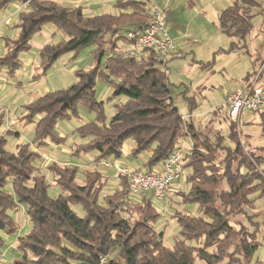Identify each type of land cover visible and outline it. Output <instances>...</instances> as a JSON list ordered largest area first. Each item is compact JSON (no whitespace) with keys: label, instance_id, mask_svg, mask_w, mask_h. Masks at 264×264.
<instances>
[{"label":"trees","instance_id":"trees-1","mask_svg":"<svg viewBox=\"0 0 264 264\" xmlns=\"http://www.w3.org/2000/svg\"><path fill=\"white\" fill-rule=\"evenodd\" d=\"M11 3L25 7L19 10L17 35L6 40L7 51L0 56V68L17 70L22 63L20 55L31 49V40L48 23L54 24L67 39L40 49L39 68L44 72L65 53L92 44L97 47L96 66L77 71L76 83L47 92L26 105L23 119L33 122L38 117L37 140H57L54 131L58 120L77 116L79 104L96 112L98 118L97 122L79 126L78 134L89 141L76 147V151L93 149L99 159L121 156L123 144L132 138L133 155L151 153L146 162V172H150L190 137V161L185 169H191L188 182L192 186L187 193H179L184 201L197 202L203 214L176 216L180 237L170 248L164 245L162 233L154 228L159 212L151 196L145 192L140 196L132 194L125 175H120L118 189L103 195L106 180L97 169L87 170L81 178L76 166L48 162L54 182L62 187L58 197H51L43 173L45 160L40 161V153L28 144L18 143L15 151L8 149L1 132L5 113L0 111V247L6 241L4 233L18 231L15 213L21 205L26 207L32 223L30 230L18 237L20 255L13 264H196L197 259L205 264H250L259 247L256 233L264 227V211H256L257 198L264 199V155L255 159L246 155L240 140H234L239 123L228 114L231 132L228 137H221L224 142L234 143V147L225 144L216 156L219 143L208 136L201 137L189 120L192 116L180 113L166 72L168 61L148 49L132 58L112 54L109 47L115 36L146 28L150 17L146 2L119 0V13L88 16L82 7L68 8L52 0H0V13ZM258 4V0H235L221 12L222 31L239 40L232 42L231 50L242 48L240 41L246 40L253 30V8ZM110 33V39L106 38ZM99 77L113 87V99L127 97L116 105L108 125L103 102L96 96ZM194 105L191 101L190 108ZM74 204L82 205L84 216L75 211ZM134 209L136 216L132 215ZM239 217L247 223L243 221L237 228ZM191 240H196L197 245L190 244Z\"/></svg>","mask_w":264,"mask_h":264},{"label":"rangeland","instance_id":"rangeland-1","mask_svg":"<svg viewBox=\"0 0 264 264\" xmlns=\"http://www.w3.org/2000/svg\"><path fill=\"white\" fill-rule=\"evenodd\" d=\"M56 3L68 7H82L84 13L88 16H97L107 12L116 13L118 0H52ZM148 3L150 10L154 8L163 9L165 6L159 4L160 0H142ZM212 0H210L211 2ZM235 0H214V4L222 9L233 5ZM259 4L253 8V30L248 34L246 40L240 41V44L247 43L249 49L264 47V0H258ZM16 3H11L0 13V56H3L7 50V38H15L18 32L16 25L19 22L20 12L15 8ZM199 12V11H198ZM177 14L179 23L191 26V32L197 31V41L186 42L185 44L176 42L178 56L168 58L167 67L169 69L168 78L171 83L173 97L180 113L183 116H190L192 113V122L200 131L201 137L208 136L216 144L215 155L219 156L226 145L234 147L230 141L224 142L221 135L228 137L230 129V121L227 116L229 109L226 107L224 99L226 94L236 87L242 78L254 69V64L249 53L237 50H231L232 42H238V38L231 37L223 32L218 18H214L212 9L199 12L197 16L189 9L174 12ZM193 15L195 16L193 18ZM213 21H209V18ZM165 21L170 28L171 22L166 15ZM111 33L106 38L111 37ZM36 36V39L34 37ZM31 40L32 47L41 44L45 38V43H57L64 38L65 35L54 24H46L39 35H35ZM110 39V38H109ZM45 45V44H44ZM35 47V46H34ZM30 49L23 52L27 53V57L21 66L11 71L9 67H2L0 70V111L5 113V122L1 127V132L7 140V147L11 151L16 150L17 143L28 144L31 149L37 150L40 154V161L45 160L43 173L46 174L49 183L48 193L51 197L56 198L62 192V187L54 182L53 173L48 170L46 164L56 162L61 165L82 167H92L95 162L97 152L93 149L78 150L79 147L88 142L89 138H82L77 130L84 123L97 122L98 115L90 110L86 105L79 104L77 106V116L69 118H60L55 125L54 135L57 140L51 137L42 143L36 138V123L38 117L33 122H26L23 117L27 115L26 105L38 99L47 92H54L66 89L70 85L76 83V72L79 70H90L96 66L95 52L97 47L95 44L86 46L77 51L68 52L61 55L57 61L44 72L42 68H36L35 61L39 59V54ZM36 52V51H35ZM105 59H103L104 64ZM36 66V67H35ZM257 76V73L255 77ZM97 99L103 102L105 123L108 125L116 113V105L124 103L127 97L120 96L112 98L113 87L103 78H97L96 85ZM191 101L196 105L190 108ZM189 118V117H188ZM239 123V122H238ZM233 127V126H231ZM9 129L13 131L8 132ZM234 140H240L247 156L251 159L264 155V149L255 148L254 145L264 147V124L258 113L246 111L241 119V124L235 127ZM18 132V134H17ZM250 136V141L247 136ZM190 138V137H189ZM134 140L131 138L126 141V145L131 144ZM187 150L192 148L191 145H182ZM123 153L121 156H107L109 162L97 164L103 169L107 183L102 191L103 195L113 193L120 187L121 177L118 168L130 167L134 158H126ZM140 155V154H139ZM136 157V156H134ZM98 160L99 157H97ZM118 158V159H117ZM137 158V157H136ZM149 158L148 152H142L138 159L143 161ZM190 159V158H189ZM190 161V160H189ZM187 160V162L189 163ZM38 162V161H37ZM109 163V164H107ZM134 166H139L134 160ZM48 164V166H49ZM101 165V166H100ZM264 169V162L261 165ZM145 172L146 170H141ZM191 169L187 167V185L179 192L190 189L192 186L188 182V176ZM83 171L79 172L82 178ZM184 178V176H183ZM80 180V178H79ZM81 181V180H80ZM168 193L164 199L157 200L155 205L159 212V217L154 223V228L158 234L162 233V240L166 247L173 248L176 240L180 237V225L177 221V215L191 214L195 216L203 215L197 202L184 201L182 193ZM101 195V196H103ZM102 201V197H101ZM256 211H264V199L257 198ZM75 211L84 216L85 212L81 204H74ZM20 208L16 215V219L22 224ZM251 214L253 209L248 210ZM136 216L135 209L132 213ZM260 219V216L255 218ZM246 222L244 217L236 219V227L239 223ZM252 230H256L254 225H250ZM257 241L259 247L251 256L250 264H264V227H260L257 231ZM17 234H13L12 238ZM13 240L8 239L4 251L5 260L14 261L19 257L17 248L11 247ZM190 244L197 245L196 240H191ZM2 249L0 248V254ZM196 264H205L202 260L197 259Z\"/></svg>","mask_w":264,"mask_h":264},{"label":"built area","instance_id":"built-area-1","mask_svg":"<svg viewBox=\"0 0 264 264\" xmlns=\"http://www.w3.org/2000/svg\"><path fill=\"white\" fill-rule=\"evenodd\" d=\"M22 5L25 7L24 4ZM165 17L164 9L150 10L146 28L142 31L129 30L122 36H115L114 42L110 44V51L112 54L116 53L132 58L139 57L145 49H148L163 61H167L168 58L178 53V50L175 40L170 35ZM166 72H169L168 68ZM259 74L260 71L256 78L233 89L225 96L224 102L229 109L231 120L238 121L244 111L260 112L264 110V86L258 83ZM189 155V151L179 145L161 163L159 168L150 172L129 167L118 168V171L120 175L128 177L132 194L150 192L156 200H162L176 179L184 175ZM0 264H13V262L0 256Z\"/></svg>","mask_w":264,"mask_h":264},{"label":"crops","instance_id":"crops-1","mask_svg":"<svg viewBox=\"0 0 264 264\" xmlns=\"http://www.w3.org/2000/svg\"><path fill=\"white\" fill-rule=\"evenodd\" d=\"M120 1H125V0H120ZM139 1H142V0H139ZM118 2H119V0H118ZM143 2H145V1H143ZM159 4L161 6H165L163 9L166 11V15L168 16L169 22H171V25H170L171 27L169 28L170 35L173 37V39L175 40V42H179V43H182V44H185L186 42L191 43V41L192 42L193 41H197L196 40V38H197V31L196 32H191V30H190L192 28L191 26H188V25H185L184 26L183 24L179 23V20H177V14H173L174 12L176 13V11H180V10L183 11V10L189 9L192 12H194L195 15L197 16V14H199V12H204L205 10L212 9L214 18H218V22H219L220 14L224 10V9H222L223 7H219V6L216 7V5L214 4V0H212L211 2H210V0H160ZM22 6H23L22 4H16L15 5V8L20 9V7L23 8ZM146 7H147L148 10H150L148 8V3L147 2H146ZM116 8H117L116 13H119L120 11H122L121 8H119L118 6H116ZM194 17L195 16L193 15V18ZM208 18H209V21H213L212 19H210V17H208ZM192 29H194V28H192ZM261 30L264 31V28L261 29ZM39 33H37V34L39 35ZM15 34L16 33H14V36H15ZM34 39H36V36L34 37ZM45 40L46 39L43 38L42 39L43 42L41 44L36 43L37 45H35V42H34V46L35 47L34 46L31 47V49H34L33 52L35 54L36 53L39 54L40 49L44 46V44H47V43H45ZM237 51H238V53H241V52H247V53H249V55L251 57V60H252V62L254 64V69L251 72L247 73L242 78V80L239 82V84L236 87H234L233 89H235V88H237V87H239L241 85H244V84L250 82L251 80H253L254 78H256L257 76L255 77V75H256V73L258 74L259 71H260V74L258 75V83L260 85H263L264 86V47L261 46L259 48H254L253 51H251L249 49L247 43H245V44L243 43L242 48L237 49ZM178 53L174 54L172 57L178 56ZM22 54L20 55V59H21V62L23 63L25 61L26 57H27V53H25L24 55H22ZM40 61H41V59H40V56H39L38 61L36 60L35 63H34V64L38 63L36 65L37 67L35 66L36 68H39ZM1 69L2 68H0V70ZM245 113H246V111H244L242 113L240 119L238 120L239 124H241V119H242V117L244 116ZM254 113H258L260 115V118H261V120H262V122L264 124V113H259V112H254ZM190 116L193 117L192 113L190 114ZM190 116H187V117H190ZM8 131H13V130L12 129H9ZM247 138L250 141H252L251 138H250V136H247ZM125 143L123 144V147H122V153H123L124 157H126V158H134L133 161H132V165L129 168H133V169H137V170H144V169L147 170L148 167L146 165V162H147L148 158H144L143 161L140 162V160L138 159V157L141 154L138 155V156H136L137 157L136 158V157H134L135 155H133V153H132L133 148H134V145H135L134 141L131 144H128L127 146H125L126 145ZM181 144L182 145L183 144H187V145L189 144V145H191L190 138L185 139ZM254 147L255 148L264 149V147L259 146V145H254ZM150 155H151V153L148 152V156H150ZM98 156L99 155H98V152H97V154L95 155V162H94V164L93 165H90L92 167H88V166L87 167H82V168H79V170L80 171H83V174H81L82 177H83L85 175V172L87 170L97 169L98 171H100L104 175L105 180H106V183H107V177H106L103 169L100 168L99 165L97 166V164L101 163L102 165H104L105 160H106V162H109V161H108L107 157H105V158L97 161L98 160V158H97ZM134 160L136 161V163L139 162L138 163L139 166H137V165L134 166V163H133ZM161 163L162 162H160L159 164L154 165L152 167V169L159 168L161 166ZM107 164H109V163H107ZM186 174H187V169H185L184 175H182L180 178L176 179V181L174 182L173 186L168 190L167 194L168 193H170V194H174L175 193L176 194L182 188H185L186 187V185H187V181H186L187 175ZM183 176H184V178H183ZM145 193L148 194L149 196H151L152 202H153L154 206H156L155 205V202L157 200L153 197V195L150 192H145ZM139 194L140 193H137L136 195H139ZM20 208H23V210L20 212V216L22 218V224H20V222H19V226L20 227H19L18 231L15 233V234H17V236L14 237L13 239H11L12 236H13V234L4 233V238H5L6 241H5L4 246L3 247H0L2 249V253L0 254V256H3L4 257L5 254H6V252L4 251L5 249H3V248H5V245L7 244L8 239L13 240V243L11 244V247L17 248L18 247V244H19L18 237L24 235L25 233H27L30 230V228L32 227V223L30 222V220H29V218H28V216L26 214V211H25L26 210V207L24 205H21ZM15 218H17L16 215H15Z\"/></svg>","mask_w":264,"mask_h":264},{"label":"bare ground","instance_id":"bare-ground-1","mask_svg":"<svg viewBox=\"0 0 264 264\" xmlns=\"http://www.w3.org/2000/svg\"><path fill=\"white\" fill-rule=\"evenodd\" d=\"M169 70V69H168Z\"/></svg>","mask_w":264,"mask_h":264}]
</instances>
